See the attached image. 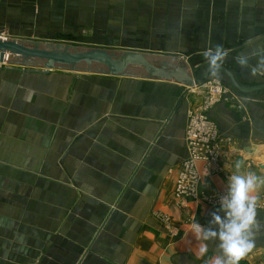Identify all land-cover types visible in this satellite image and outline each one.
Masks as SVG:
<instances>
[{"label": "crops", "instance_id": "obj_1", "mask_svg": "<svg viewBox=\"0 0 264 264\" xmlns=\"http://www.w3.org/2000/svg\"><path fill=\"white\" fill-rule=\"evenodd\" d=\"M75 1L64 14L60 7L70 30L80 23ZM206 5L181 0L171 11L147 0L136 14L153 23L221 22V30L234 23V36L251 42L244 53L256 59L264 50V0H223L219 13ZM191 90L167 81L0 66V264H210L216 242H207L201 257L204 242L191 225L208 226L236 161L242 174L264 178V94L253 100L231 92L210 109L225 141L220 161L200 182L198 199L179 208ZM254 194L261 228L239 264H264V185Z\"/></svg>", "mask_w": 264, "mask_h": 264}, {"label": "rangeland", "instance_id": "obj_2", "mask_svg": "<svg viewBox=\"0 0 264 264\" xmlns=\"http://www.w3.org/2000/svg\"><path fill=\"white\" fill-rule=\"evenodd\" d=\"M71 1L0 0V34L15 39L26 36L29 37L28 39L64 42L68 45L88 47H96L98 45L114 49H136L170 53L164 49L154 50L156 47H160L177 50L179 53L176 54L179 55L186 53L183 51H189L186 56L192 59V63L195 66L207 62L204 58V51L210 47L214 48L216 45H221L223 48L235 47L234 50L228 53H234V56L238 57L241 54H245L244 52L251 43L247 42L248 40H244L241 34L234 36L233 27L236 25L234 23L225 25L224 30H221V26H219L221 22L167 24L141 21V15L136 14L139 9L137 4L147 0H76L75 5L81 2L80 6L75 9L80 23L75 30H70L68 24L61 21L60 7L65 6V8H62V14H64ZM155 1L159 2L160 5H168L171 11H177L181 0ZM183 1L192 5L196 4L197 6L206 3V6L209 7L208 5L213 4L214 13H219L218 7L220 3H223V0ZM102 12H105V16H102ZM173 16L174 19H178L179 14H173ZM86 21H90L91 25H88ZM254 26H257V24H253ZM261 27H264V25L261 24ZM226 35H230L232 38H227ZM250 46L253 47L254 45ZM252 49L257 51L255 47ZM247 55L250 56V54ZM255 57L256 59H250L248 66H252L251 60L257 63L258 54H255ZM3 65L21 67L18 65L0 64V66ZM247 67H242L240 73L246 85L263 83L264 75H259L263 77L261 80L258 77L253 80L251 78L252 74L251 77L248 75L249 67ZM216 77L225 78L221 73ZM211 81L218 82L212 76L205 86L188 92L192 101L188 114V124L193 115L197 113L208 115L212 107L226 100L229 93L233 92L228 84L220 82L223 85V90L214 94L213 85L211 86L209 83Z\"/></svg>", "mask_w": 264, "mask_h": 264}, {"label": "water", "instance_id": "obj_3", "mask_svg": "<svg viewBox=\"0 0 264 264\" xmlns=\"http://www.w3.org/2000/svg\"><path fill=\"white\" fill-rule=\"evenodd\" d=\"M63 43L0 38V64L18 65L25 67L27 71L42 69L45 74L51 71H64L167 81L188 89L201 87L212 77L207 62L195 66L192 59L186 55ZM241 70L242 67L236 62L234 53H230L220 71L226 79L219 77L215 79L228 84L239 96L256 100L264 94V83L246 85L240 75Z\"/></svg>", "mask_w": 264, "mask_h": 264}, {"label": "clouds", "instance_id": "obj_4", "mask_svg": "<svg viewBox=\"0 0 264 264\" xmlns=\"http://www.w3.org/2000/svg\"><path fill=\"white\" fill-rule=\"evenodd\" d=\"M229 53L221 45L204 51L208 71L216 77L222 70ZM241 67H247L250 57L241 54L236 57ZM251 74L264 75V50H260L257 63L251 69ZM241 163L235 162V171L228 175L226 190L219 198V208L211 213L208 226L194 221L191 230L196 239L204 243L199 247L201 257L209 251V241L215 243L216 254L210 264H239V262L255 247V235L261 225L257 219L258 196L254 193L264 178L255 173L240 172Z\"/></svg>", "mask_w": 264, "mask_h": 264}, {"label": "built area", "instance_id": "obj_5", "mask_svg": "<svg viewBox=\"0 0 264 264\" xmlns=\"http://www.w3.org/2000/svg\"><path fill=\"white\" fill-rule=\"evenodd\" d=\"M0 38L9 39L8 36L2 34ZM209 83L213 85L214 94L222 92L223 85L220 81ZM186 142L189 155L177 173L175 189V198L179 208H187L191 201L198 199V186L202 179L215 173L220 161L221 146L225 143L220 136L218 126L205 113H197L190 119ZM200 165L203 166L202 169L199 168ZM165 219V222L169 221V218Z\"/></svg>", "mask_w": 264, "mask_h": 264}, {"label": "bare ground", "instance_id": "obj_6", "mask_svg": "<svg viewBox=\"0 0 264 264\" xmlns=\"http://www.w3.org/2000/svg\"><path fill=\"white\" fill-rule=\"evenodd\" d=\"M6 39V38H5ZM3 64H5V63H3ZM199 88V87H198ZM233 92H235V91H233Z\"/></svg>", "mask_w": 264, "mask_h": 264}]
</instances>
